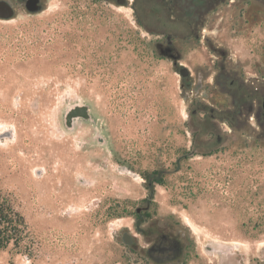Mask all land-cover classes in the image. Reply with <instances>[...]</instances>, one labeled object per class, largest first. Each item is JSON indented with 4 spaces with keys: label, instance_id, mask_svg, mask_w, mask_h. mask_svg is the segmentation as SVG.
Returning <instances> with one entry per match:
<instances>
[{
    "label": "rangeland",
    "instance_id": "obj_1",
    "mask_svg": "<svg viewBox=\"0 0 264 264\" xmlns=\"http://www.w3.org/2000/svg\"><path fill=\"white\" fill-rule=\"evenodd\" d=\"M129 1L43 0L38 14L0 20V194L23 219L0 264H154L144 251L165 228L185 233L195 252L210 244L264 258V136L252 116L227 130L224 114L214 123L209 112L232 109L212 86L221 71L247 96L264 82V5L199 8L196 37L181 12H145L137 26ZM21 29L42 38L28 58L5 41ZM166 36L192 81L203 75L198 109L192 85L183 94L156 49ZM76 101L96 127L64 130L62 111ZM153 172L161 184L148 185Z\"/></svg>",
    "mask_w": 264,
    "mask_h": 264
},
{
    "label": "flooded vegetation",
    "instance_id": "obj_2",
    "mask_svg": "<svg viewBox=\"0 0 264 264\" xmlns=\"http://www.w3.org/2000/svg\"><path fill=\"white\" fill-rule=\"evenodd\" d=\"M5 1L11 5L14 10V14L15 9L25 10V4L27 2V0ZM220 1L221 0H146V3H148V9L151 13L156 11L166 14L171 12H181L180 16L184 19L180 18L179 21L181 22L183 19V22L185 21V26L191 28V35H195L197 37V13L199 8H201L204 12L212 11L220 4ZM224 1L229 2L228 6H234L237 0ZM242 1L244 2V5H247V3L264 5V0ZM128 2L130 1L124 0L123 5L128 4ZM39 4L42 6L43 0H39ZM157 44H160L162 47H170V54L178 55L180 59V54L174 48L170 36L165 37L164 45L161 43ZM198 79H200V88L195 92L194 88L198 84ZM231 80V73L228 71H221L215 77L214 83L212 84L213 88L217 89L222 96H226L231 100L232 109L227 108L226 110H220L212 105L209 107L210 120L214 123H219L216 115L224 114L221 119L223 120V125L227 128V130H229L228 126L224 124L225 122L230 125L235 120L239 121L241 117L249 115L252 116L250 119L255 122L260 135L264 136V82L259 83L252 96H247L243 90L242 83H239L237 86L236 81L232 80L231 85H229ZM189 85H192L191 103L198 109V102L203 100L206 96L204 92L203 75L198 73L195 81H192L191 76L183 78L181 84L183 94L185 93L186 87ZM196 108L191 112L193 115L197 112ZM214 127L216 128L217 134H219H216V143L220 144L222 141V135H220L221 130L219 129H221V127H218L215 124ZM222 131L229 132L226 131V129H222ZM223 135L226 136L224 133ZM130 243L131 238L129 244ZM190 247L191 244L186 238L185 233L173 228H165L160 230L159 233L155 235V239L150 241V244L144 253L148 259H151L154 262V264H199L202 256L208 255L209 253H212L211 255L215 257V259L208 257L205 264H264L263 257H253L250 262H246L245 254L236 248L232 249L231 247H227L217 250L210 244H204L201 249H197L195 252ZM190 258H192V260Z\"/></svg>",
    "mask_w": 264,
    "mask_h": 264
},
{
    "label": "trees",
    "instance_id": "obj_3",
    "mask_svg": "<svg viewBox=\"0 0 264 264\" xmlns=\"http://www.w3.org/2000/svg\"><path fill=\"white\" fill-rule=\"evenodd\" d=\"M135 2L138 4V6L135 8V23L137 26L143 27L140 15L143 16L146 14L145 12L148 13L150 11L147 8L145 11L142 9V4H144L146 0H136ZM138 10H140V14H138ZM178 20H180V18ZM181 22H183V20ZM183 23H185V21ZM41 39L42 38L35 36L28 29L12 31L5 36V41L9 46H11V49L15 52L26 54V58H28L29 55L31 57L32 53H37L40 50L42 47ZM190 116L195 118V115L192 113ZM199 124L200 126H203L202 129L205 128L204 122H199ZM146 178L149 182L148 185L150 186H152L154 183L161 184V179L158 172H153L150 175H147ZM22 231V216L13 208L10 199L0 194V251L6 249L10 243L18 244Z\"/></svg>",
    "mask_w": 264,
    "mask_h": 264
},
{
    "label": "water",
    "instance_id": "obj_4",
    "mask_svg": "<svg viewBox=\"0 0 264 264\" xmlns=\"http://www.w3.org/2000/svg\"><path fill=\"white\" fill-rule=\"evenodd\" d=\"M117 5H123L124 0H116ZM25 10L28 14H38L42 11V6L39 4V0H27L25 4ZM14 16V10L10 4L5 0H0V20H10ZM158 53L162 57L170 59L172 65L177 68L178 75L183 79L190 76L189 70L179 62V56L170 54V47H162L160 44L156 45ZM200 88V79H198V84L195 86L194 91L196 92ZM180 90L182 87L180 85ZM90 106L82 101H76L67 104L61 115V122L64 130L66 132H72L78 122L92 124L94 127L97 126L96 118L90 113ZM94 140L98 144L106 145V139L96 130L94 135ZM143 209L137 208L135 212L139 214ZM125 244H129L130 237L128 235L123 238Z\"/></svg>",
    "mask_w": 264,
    "mask_h": 264
}]
</instances>
